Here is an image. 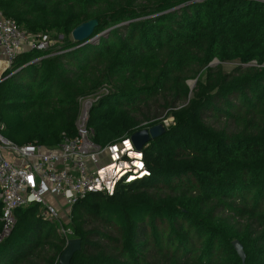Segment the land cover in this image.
Masks as SVG:
<instances>
[{
    "label": "trees",
    "instance_id": "16d2710c",
    "mask_svg": "<svg viewBox=\"0 0 264 264\" xmlns=\"http://www.w3.org/2000/svg\"><path fill=\"white\" fill-rule=\"evenodd\" d=\"M0 12L65 37L55 57L18 56L0 85L8 140L56 147L91 96L101 147L174 118L143 147L150 177L74 205L71 264H243L236 241L244 264H264V0H0ZM90 21L91 42H75ZM16 221L0 264H58L56 226Z\"/></svg>",
    "mask_w": 264,
    "mask_h": 264
},
{
    "label": "built area",
    "instance_id": "2783aa9c",
    "mask_svg": "<svg viewBox=\"0 0 264 264\" xmlns=\"http://www.w3.org/2000/svg\"><path fill=\"white\" fill-rule=\"evenodd\" d=\"M52 47L47 34H31L0 12V85L13 76L18 56L41 52L40 62L60 53ZM88 119L87 113L80 115L75 136L64 135L56 147L48 148L8 140L0 116V244L16 224L15 212L34 206L43 221L58 224V234L67 246L75 238L69 224L63 226V217L72 220L78 201L90 194L112 197L121 186L150 177L143 149L135 148L131 136L101 147L94 142ZM173 122L165 120L163 126Z\"/></svg>",
    "mask_w": 264,
    "mask_h": 264
},
{
    "label": "water",
    "instance_id": "95a60500",
    "mask_svg": "<svg viewBox=\"0 0 264 264\" xmlns=\"http://www.w3.org/2000/svg\"><path fill=\"white\" fill-rule=\"evenodd\" d=\"M97 21H90L79 27L72 32V38L78 43H90L91 37L93 36L95 29L97 28ZM166 133V128L161 124L150 129H144L134 133L131 136V141L137 150H142L145 145L151 141L163 136ZM239 258L243 264L246 261V254L243 246L240 242L236 241L233 243ZM82 244L78 239L70 240L67 243L62 255L59 259V264H71L74 256L81 251Z\"/></svg>",
    "mask_w": 264,
    "mask_h": 264
},
{
    "label": "rangeland",
    "instance_id": "374dc122",
    "mask_svg": "<svg viewBox=\"0 0 264 264\" xmlns=\"http://www.w3.org/2000/svg\"><path fill=\"white\" fill-rule=\"evenodd\" d=\"M48 37H49V39H50V41H51V44H52V46H55V45H57L58 43H59V41H62V40H64L65 39V37L63 36V35H60L59 33H57V32H49L48 34ZM71 38H72V35L70 36ZM214 64H216V62L214 63ZM236 67V64H233V63H231V64H225V65H223V68H224V71H226V72H231V71H233L234 70V68ZM201 80H204V76H202L201 77ZM189 86H190V88H193L194 87V84H195V82H192V81H190L189 83ZM97 98H98V96H91V97H89V98H86V99H82V100H80V115H82V114H84V113H87L88 114V116H90V111H91V109H92V107H93V105L95 104V102L97 101ZM165 117V116H164ZM164 117H162V118H164ZM166 120H174V118L172 117V115H167L166 117ZM165 121V120H164ZM163 121V122H164ZM37 212L35 213L36 215V217L38 216V218H40L41 219V212L37 209L36 210ZM19 212V211H18ZM32 213V212H31ZM31 213L30 212H28V213H26V214H24V216H22V217H19L18 216V213L17 212H15V219L16 220H20V222H19V224H23V223H25L26 221H30V220H34V219H36V217H32L31 216ZM34 218V219H33ZM63 226H67L68 224V227L70 226V224H71V222H72V220H68V218L67 217H63ZM16 224H18L17 223V221H16ZM15 224V225H16ZM56 226H58V224H55ZM51 226V225H50ZM15 227V226H14ZM48 228H49V226H48ZM14 229H12V231H13ZM12 231H11V233H12ZM10 233V234H11Z\"/></svg>",
    "mask_w": 264,
    "mask_h": 264
}]
</instances>
